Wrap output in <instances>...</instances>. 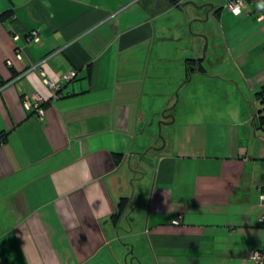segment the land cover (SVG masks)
I'll list each match as a JSON object with an SVG mask.
<instances>
[{"label":"crops","instance_id":"obj_1","mask_svg":"<svg viewBox=\"0 0 264 264\" xmlns=\"http://www.w3.org/2000/svg\"><path fill=\"white\" fill-rule=\"evenodd\" d=\"M187 1L0 0V264H254L264 14ZM191 91L216 107L173 120ZM159 118L173 124L160 146Z\"/></svg>","mask_w":264,"mask_h":264},{"label":"rangeland","instance_id":"obj_2","mask_svg":"<svg viewBox=\"0 0 264 264\" xmlns=\"http://www.w3.org/2000/svg\"><path fill=\"white\" fill-rule=\"evenodd\" d=\"M206 16V12L203 15V18ZM212 21V17H210L209 19H207L204 23H210ZM189 23H191V21L188 22V25H190ZM200 23V22H198ZM202 23V22H201ZM192 28L188 29L189 33H195L196 30V25L197 22H193L192 24ZM206 60H201V59H195L194 62H197L199 64L198 66V70H206L210 73L211 71H213L212 67H208L207 64L205 63ZM191 66V70H190V75L194 74V76L190 79V86L194 87V86H198L200 83V79L197 78L198 76V72L194 69H197L196 65H190ZM182 95V94H181ZM180 95V96H181ZM178 97V95H177ZM175 98L174 102L172 103V105H174V109L172 110V119L178 121L179 119H181L182 117L186 116L188 114V111L196 106V108H203L204 106L210 105L212 107H216V105H212L211 103H215V100H213L212 97H206V94H204L203 92L197 91V92H187L185 95V100L183 99V97H181V101H180V105H177V100L178 98ZM184 100V101H183ZM183 101V102H182ZM171 105V106H172ZM163 111L160 112V114H162ZM167 112V111H166ZM164 116V115H163ZM166 119H157V121L155 122V125L152 126L151 130H152V137H153V145L158 144V146H160V143L162 141H164V137L165 135L168 133L169 128L172 129V125L171 124H167ZM169 127V128H168ZM153 154H158L159 151L155 150L152 151ZM146 180V179H145ZM135 183V190H136V194H138L139 192V184L140 182L138 180L134 181Z\"/></svg>","mask_w":264,"mask_h":264},{"label":"built area","instance_id":"obj_3","mask_svg":"<svg viewBox=\"0 0 264 264\" xmlns=\"http://www.w3.org/2000/svg\"><path fill=\"white\" fill-rule=\"evenodd\" d=\"M245 2L246 0H231L227 6L234 13H236L235 9L239 7L240 9L239 13H240L242 11V7L244 6ZM262 12L264 14V11ZM31 36L34 40H38L39 38L38 31H33V33H31ZM16 56L19 59L21 58V54L19 52L16 53ZM74 76H75V71H70L64 75V81L70 80ZM45 82L52 87L55 93V96L58 95V92L62 88V83H55L47 79H45ZM42 102H43L42 97L37 93L26 95L23 99L24 106L27 109L34 110L35 114L39 117L43 116ZM263 173H264V170H263ZM259 202L262 206H264V185L261 187L260 192H259ZM180 219H181L180 216H178L175 219H173L172 222L175 224H178L180 223ZM260 221L263 223V228H264V213L260 216ZM250 257L254 261V264H264V243H263V246L259 250L252 252Z\"/></svg>","mask_w":264,"mask_h":264},{"label":"water","instance_id":"obj_4","mask_svg":"<svg viewBox=\"0 0 264 264\" xmlns=\"http://www.w3.org/2000/svg\"><path fill=\"white\" fill-rule=\"evenodd\" d=\"M175 2V4L176 5H180V4H182L181 3V0H174ZM187 2H190V3H193L195 6H202V5H197L195 2H193V1H191V0H189V1H187ZM208 19V11L206 12V16L204 17V19H200V20H204V21H206ZM205 36V39H206V41H205V45H204V51H203V56H202V58H204L205 57V54H206V49H207V36L206 35H204Z\"/></svg>","mask_w":264,"mask_h":264},{"label":"clouds","instance_id":"obj_5","mask_svg":"<svg viewBox=\"0 0 264 264\" xmlns=\"http://www.w3.org/2000/svg\"><path fill=\"white\" fill-rule=\"evenodd\" d=\"M257 8L264 11V0H260V2L257 4ZM240 11L239 7L235 9V12L238 14Z\"/></svg>","mask_w":264,"mask_h":264},{"label":"trees","instance_id":"obj_6","mask_svg":"<svg viewBox=\"0 0 264 264\" xmlns=\"http://www.w3.org/2000/svg\"><path fill=\"white\" fill-rule=\"evenodd\" d=\"M168 1L173 3L175 2L174 0H168ZM259 122L261 123L264 122V117L259 118ZM121 203H124V201L122 200Z\"/></svg>","mask_w":264,"mask_h":264}]
</instances>
